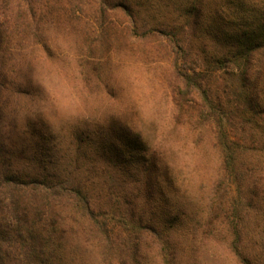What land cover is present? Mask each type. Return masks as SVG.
<instances>
[{"label": "trees", "instance_id": "1", "mask_svg": "<svg viewBox=\"0 0 264 264\" xmlns=\"http://www.w3.org/2000/svg\"><path fill=\"white\" fill-rule=\"evenodd\" d=\"M40 1L34 31L49 76L76 55L82 86H101L96 52L112 46H124L130 58H159L169 106L161 142L171 145L169 152L152 146L120 121L85 119L59 134L43 173L0 168V264H65L69 236L95 248L102 264H150L151 244L158 264H182L186 249L195 255L208 243L237 264H264V4L239 0L237 27L219 34L204 24L201 0L176 8L181 20L152 26L127 3L92 0L100 24L111 8L131 22L115 33L113 26L96 36L85 30L72 41L60 37L77 33L76 8L86 1ZM43 99L52 106L55 97L47 89ZM208 147L218 157L217 180L195 207L168 156ZM227 180L236 191L229 196Z\"/></svg>", "mask_w": 264, "mask_h": 264}, {"label": "rangeland", "instance_id": "2", "mask_svg": "<svg viewBox=\"0 0 264 264\" xmlns=\"http://www.w3.org/2000/svg\"><path fill=\"white\" fill-rule=\"evenodd\" d=\"M85 1L76 8L77 33L61 36V40L73 41L77 36H84L85 30L96 36L103 27L113 26L108 30L120 32L124 25L131 22L129 13L111 8L105 14V22L100 24L96 18V4L92 0ZM120 1L127 3L140 21L152 26L178 21V17L181 20L176 8L185 5L188 0ZM246 1L264 4V0ZM238 2L201 0L204 24L209 28L214 25L210 29L219 34L227 28L235 29L240 10ZM42 12L40 0L0 1V83L4 84L0 86V168L30 175L43 173L51 168L48 161L52 157L53 146L59 148V134L71 124L85 119L104 123L120 121L141 132L152 146L160 147L162 144V150L169 152L171 144L161 142L169 106L165 101L166 69L161 66L159 58L153 54L130 58L124 46L118 51L112 46L109 50H102L101 54L96 52L95 61L100 62L98 69L106 88L102 83L101 86L86 89L76 71L78 57L75 50H70L69 54L75 55V60L72 59L68 65H58L49 76L43 64L39 34L35 35L34 31ZM68 15L63 17L66 22H70L66 18ZM215 17H219L218 21ZM213 32L210 30L205 34L206 38L210 39ZM200 37L203 35L200 34ZM47 89L55 97L52 106L45 104L43 99ZM47 125L52 129L47 130ZM50 131L54 133L52 137ZM183 137L181 141L186 139ZM172 153L168 159H173L174 164H170L174 166L180 189L195 207L203 206L217 180L218 157L209 147L189 150L184 155ZM177 164L178 167L175 166ZM224 188L228 196L236 192L230 180L226 181ZM117 233L118 229L114 234L117 236ZM209 244L199 248L195 255L192 250L186 249L181 257L182 264H237L224 249ZM66 252L65 264H102L95 248L76 243L71 236ZM155 253L151 244L147 263L158 264L153 257ZM188 258H193L191 263Z\"/></svg>", "mask_w": 264, "mask_h": 264}]
</instances>
